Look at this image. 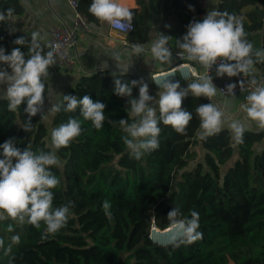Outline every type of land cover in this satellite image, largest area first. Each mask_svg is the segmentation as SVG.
<instances>
[{"label":"trees","instance_id":"1","mask_svg":"<svg viewBox=\"0 0 264 264\" xmlns=\"http://www.w3.org/2000/svg\"><path fill=\"white\" fill-rule=\"evenodd\" d=\"M78 2L79 11L97 23L99 20L89 12L92 0ZM136 4L137 8H130L133 30L127 39L143 44L157 30L160 37H169L167 45L175 50H180L178 41L189 23L199 21L203 12L200 0H136ZM7 9L13 10L11 16L21 14V0H0V13L7 16ZM216 11L241 18L247 39L260 49L264 0H218ZM20 37L24 44H15ZM31 40V33L9 19L0 22V47L5 54L19 47L27 58ZM40 43L47 53L49 46ZM255 65L260 67V62ZM53 68H58L56 63L49 69ZM242 75L220 78L237 80ZM211 76L219 78L216 67ZM246 77L254 84L262 81L260 73ZM115 79L129 84L131 80L141 81L131 72L103 70L81 75L64 94L77 99L89 95L106 105V120L99 130L83 119L79 107L74 112L64 111L67 102L63 95L56 103L61 110L51 115L49 124L45 122L44 104V118L40 113L33 116L26 131V102L12 112L8 100L0 98V145L11 139L21 150L55 151L61 166L51 168L60 181L53 189L54 207L71 202L67 226L47 239L42 238L43 223L37 229L30 224L17 225L11 219L0 220L5 248L13 235L20 237V243L12 246L13 264H264V147L257 148L262 132L246 130L242 144H237L225 128L201 139L196 109L208 102L188 94L182 101V108L192 114L186 134L161 122L159 149L137 160L124 145L126 133L119 121L131 123L135 119L128 100L138 98L139 85L133 87V97H120L114 93ZM44 83L46 98L48 85L46 80ZM156 113L159 117V108ZM70 118L81 121V135L70 146L55 150L51 131ZM198 143L204 151L201 159H197ZM2 153L0 148V158ZM105 201L110 204L108 210L103 208ZM173 208L180 210V219H190L192 211L199 213L202 239L179 247L173 242L159 245L151 240L153 225L160 230L171 226L167 214ZM9 224L13 225L11 232L7 230ZM8 261L0 248V264Z\"/></svg>","mask_w":264,"mask_h":264},{"label":"clouds","instance_id":"2","mask_svg":"<svg viewBox=\"0 0 264 264\" xmlns=\"http://www.w3.org/2000/svg\"><path fill=\"white\" fill-rule=\"evenodd\" d=\"M191 7V6H190ZM12 9H7V16L0 13V22H6L12 15ZM89 12L100 22L106 23L121 31L133 29L134 13L120 0H92ZM248 33L244 29L243 21L235 15L216 10L208 11L202 21L189 23L178 47L182 50V58L198 63L204 72L197 75L194 82L187 88H181L179 81L169 79L163 83V90L158 93V100L149 95L148 84L143 81L131 80L122 83L114 80V93L120 97H133V87L139 85L138 98L128 100L131 114L135 119L129 123L127 119L119 121L122 130L126 133L122 137L124 145L130 155L139 160L145 153H150L160 147L162 122L179 133L186 134L187 126L192 120L191 112L182 108V101L189 92L196 97H215L218 88L213 83L209 71L216 66V76L228 77L249 76L254 71V65L264 62V49H255L247 39ZM44 38L38 33L32 34L29 56L26 58L21 48H13L10 54H5V49L0 47V63L7 68H0V85H6L3 97L8 100L9 111L15 112L20 105L26 102L24 108L28 114V124L31 118L44 112L45 83L49 77V68L56 63L53 50L43 52L40 40ZM169 37L161 36L151 46L152 56L162 63H172L173 54L168 44ZM17 45L24 44V38L14 41ZM136 55L146 52L142 45L133 49ZM10 68L11 72L7 69ZM253 83L255 81L253 80ZM235 83L226 85L227 93L234 94ZM179 89V90H178ZM66 107L64 111L74 112L78 107L84 120L91 121L99 130L103 127L106 105L94 101L89 95L77 99L75 95H64ZM158 104L159 117L152 103ZM247 104L244 111L247 117L254 121L258 128L264 130V86L256 87L246 96ZM61 110V105H52L49 111L55 114ZM196 112L200 118L201 139L219 134L224 127V113L212 103L201 104ZM233 138L237 144L243 143V135L247 130L240 121L233 120L229 124ZM81 121L70 118L67 123L52 129L51 142L55 150L68 147L81 135ZM0 148L3 149V158H0V220L11 219L17 225L30 224L40 229L41 223L45 227L43 239L56 235L67 226L71 202L67 205L54 207V192L60 181L51 171L52 167H60L61 161L55 151L34 152L28 148L21 150L9 139ZM109 202L105 201L103 208L108 210ZM181 212L173 208L167 217L177 235L173 237L176 247L181 244L190 245L202 239L199 228V213L191 212L190 219H180ZM7 230L13 231L9 224ZM20 243L19 235L11 237V243L5 248V241L0 239V248L4 255L9 257L8 264L15 260L12 246Z\"/></svg>","mask_w":264,"mask_h":264},{"label":"crops","instance_id":"3","mask_svg":"<svg viewBox=\"0 0 264 264\" xmlns=\"http://www.w3.org/2000/svg\"><path fill=\"white\" fill-rule=\"evenodd\" d=\"M218 0H206L203 12L198 16L202 21L208 11L216 10ZM122 4L129 8H137L136 0H120ZM23 12L16 16L8 17L9 21L18 25L19 28L31 34L38 33L43 37V43L47 44L48 30L59 24L71 25L73 20V12L66 0H21ZM251 6H247L246 9ZM87 28H78L77 34L73 41V51L77 55L75 67L72 70H61L59 68L49 69V77L46 80L48 85V93L44 104L46 107V123H50L52 113L49 109L52 105L60 100L68 88H71L83 74H89L98 70H110L112 72H131L136 74L141 81L148 84L149 95L158 100V93L163 90V86H158L152 79L151 75L155 72L164 71L174 66L175 58L173 56L172 63H162L156 60L151 54V46L157 38V30L153 31L150 38L143 44L132 43L135 46L142 45L146 49L145 53L136 55L133 51L134 47L124 44L123 41L127 36L123 37L116 31L112 30L109 25L98 21L97 23L89 21ZM264 31L261 32L260 46L264 38ZM261 49V47H260ZM6 65L0 63V68ZM198 69H200L198 67ZM255 73H260V67L254 65ZM195 77L189 79H181L177 76L181 88H187L188 84L195 81ZM176 82V81H175ZM6 85H0V98L6 93ZM179 90V89H178ZM254 89H241L236 94L217 95L211 100L206 98L208 103L218 106L224 113V127L231 134L232 130L229 124L233 121H240L247 130L262 132V139L257 143V148L264 147V130L257 127L254 121H251L244 107L247 104L246 96ZM191 94V92H189ZM152 103L153 107L158 108V104ZM202 129L200 128L199 134ZM198 155L204 153L200 144L196 145ZM197 155V157H198ZM199 158V159H201ZM228 165V164H227Z\"/></svg>","mask_w":264,"mask_h":264},{"label":"built area","instance_id":"4","mask_svg":"<svg viewBox=\"0 0 264 264\" xmlns=\"http://www.w3.org/2000/svg\"><path fill=\"white\" fill-rule=\"evenodd\" d=\"M69 4L72 12H73V20L71 25L67 24H59L54 26L48 30V40L47 45L50 50L54 51V55L56 58V64L61 70H72L77 63V55L73 51V41L77 34L78 28H87L89 26V20L79 11L78 0H66ZM206 0H200V5L204 9ZM109 27L120 34L123 39L127 36L132 30L129 31H121L120 29L113 28L109 25ZM159 31L157 32V38H160ZM124 44L130 45L134 47L131 42H128L126 39L123 41ZM171 50L175 63L174 66L170 69L155 72L151 75L152 79L158 86H163V83L166 80H170L172 82L177 81V76L181 79H189L191 77H195L204 72V69L196 62L188 61L186 58H182V50H175L170 45H167ZM198 67L200 69H198ZM216 67V66H213ZM7 68V65L6 67ZM11 72V69H7ZM212 70V69H211ZM211 70L209 74L211 75ZM102 71V70H101ZM100 70L95 72H101ZM213 83L218 88V91L222 94H229L226 90V85L230 83H235L236 88L234 89V94H236L241 89H255L256 87L261 86V81L257 84L251 83L247 80V77L242 75L237 80H228V79H213ZM172 226V225H171ZM163 230V229H162ZM155 241V240H154ZM156 242V241H155Z\"/></svg>","mask_w":264,"mask_h":264},{"label":"bare ground","instance_id":"5","mask_svg":"<svg viewBox=\"0 0 264 264\" xmlns=\"http://www.w3.org/2000/svg\"><path fill=\"white\" fill-rule=\"evenodd\" d=\"M176 230L169 226L166 229L160 230L156 226L151 227V237L156 242L166 245L173 242V237L176 236Z\"/></svg>","mask_w":264,"mask_h":264},{"label":"water","instance_id":"6","mask_svg":"<svg viewBox=\"0 0 264 264\" xmlns=\"http://www.w3.org/2000/svg\"><path fill=\"white\" fill-rule=\"evenodd\" d=\"M261 15V18H263V14L260 13ZM263 31H264V28H263ZM264 36V35H263ZM261 49H264V38L262 40V44H261ZM260 75H261V78H262V81H261V86H264V62H260ZM150 238L152 241H154L151 237V229H150V234H149ZM155 242V241H154ZM157 244L159 245H162L160 244L159 242H156ZM168 245V244H167Z\"/></svg>","mask_w":264,"mask_h":264},{"label":"rangeland","instance_id":"7","mask_svg":"<svg viewBox=\"0 0 264 264\" xmlns=\"http://www.w3.org/2000/svg\"><path fill=\"white\" fill-rule=\"evenodd\" d=\"M195 148H197L196 146H195ZM198 149V148H197ZM199 150V149H198ZM198 158H201V155H198V157H197V159ZM227 165H224V166H222V168H225ZM167 245V244H166Z\"/></svg>","mask_w":264,"mask_h":264}]
</instances>
